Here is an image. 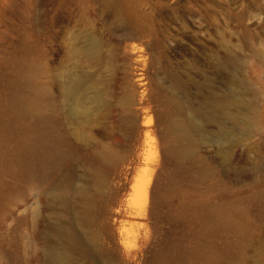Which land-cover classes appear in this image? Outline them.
Listing matches in <instances>:
<instances>
[{
	"label": "rangeland",
	"instance_id": "obj_1",
	"mask_svg": "<svg viewBox=\"0 0 264 264\" xmlns=\"http://www.w3.org/2000/svg\"><path fill=\"white\" fill-rule=\"evenodd\" d=\"M60 219L67 264H264V0H0V264Z\"/></svg>",
	"mask_w": 264,
	"mask_h": 264
},
{
	"label": "bare ground",
	"instance_id": "obj_2",
	"mask_svg": "<svg viewBox=\"0 0 264 264\" xmlns=\"http://www.w3.org/2000/svg\"><path fill=\"white\" fill-rule=\"evenodd\" d=\"M127 39L131 37H125ZM96 41L92 39H88L86 43V48H92L96 45ZM131 51L134 52L136 49V45L134 43H131ZM128 51V50H127ZM140 59V58H138ZM139 61V60H138ZM141 61V59H140ZM138 75L141 73H137ZM137 75V76H138ZM143 77L139 75L136 80H141ZM137 83V82H136ZM144 82H139L137 85H143ZM90 85L85 84V87L82 88L81 82L79 81L78 78H70L67 82V84L64 86V90L67 96L74 98L78 96L80 98V93L81 91L88 89L86 91V96H83L84 100L87 99H97L99 100V97L96 96L95 94L90 95L92 92L90 90ZM48 91H50V87L48 88ZM142 91V90H140ZM141 96V95H140ZM129 100L127 101H132L134 100L133 96L128 97ZM50 100V99H49ZM147 113H142L141 118L144 119L146 118ZM149 121V118H147ZM178 137H181L182 130L179 129V132L177 133ZM168 142L166 141L165 146H164V153H173L174 155H178L181 152L180 146L178 147L176 144L175 145H169ZM142 163H145L144 160H141ZM145 171H148V169H145ZM151 174L147 173L146 175L139 177L138 179H135L131 185H129L125 191H124V200L121 206L123 205V211H117L116 210V220L120 221V224L118 226V234H119V242L122 241L124 244L123 240L125 239L124 236V231L122 228L124 227L123 221L125 220L122 218V216L126 215V210H133L135 213H139L145 209V205L147 203V197L149 193V186L151 184ZM86 213L85 212H79L75 216V221L77 224H79L81 227L85 229V224H86ZM56 216H59L56 215ZM121 217V218H120ZM58 218V217H57ZM62 218V217H61ZM55 219V218H54ZM59 222L57 223L54 227L51 228V237L53 238V244L46 246L44 253H45V258H46V263L45 264H67L68 263V252L75 250L78 251L82 249V246L77 239V237L74 235L73 231L71 230V225L67 222H61V219L58 220ZM63 221V219H62ZM123 231V232H122ZM51 238V239H52ZM81 255H84L86 251H78Z\"/></svg>",
	"mask_w": 264,
	"mask_h": 264
}]
</instances>
